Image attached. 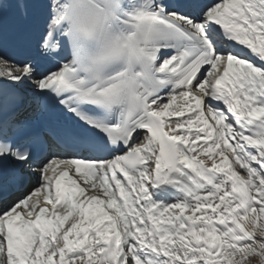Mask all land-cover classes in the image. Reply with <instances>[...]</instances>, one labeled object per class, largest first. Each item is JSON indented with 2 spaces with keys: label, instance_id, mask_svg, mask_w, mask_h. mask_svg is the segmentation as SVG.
<instances>
[{
  "label": "snow or ice",
  "instance_id": "6c2138e0",
  "mask_svg": "<svg viewBox=\"0 0 264 264\" xmlns=\"http://www.w3.org/2000/svg\"><path fill=\"white\" fill-rule=\"evenodd\" d=\"M0 264H264V0H0Z\"/></svg>",
  "mask_w": 264,
  "mask_h": 264
}]
</instances>
